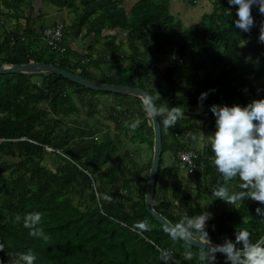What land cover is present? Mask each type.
<instances>
[{"label": "trees", "instance_id": "trees-1", "mask_svg": "<svg viewBox=\"0 0 264 264\" xmlns=\"http://www.w3.org/2000/svg\"><path fill=\"white\" fill-rule=\"evenodd\" d=\"M39 1L73 16L64 27V50L44 40V29L58 21L40 24L42 8L33 0H0V67L50 64L96 83L156 92L157 106L181 107L185 117L171 128L158 117L162 152L154 210L170 224L184 214L210 213L205 230L214 245L235 240L240 227L260 240L264 219L255 210L264 205L214 199L212 188L222 182L214 153L205 137L197 149L190 136L197 137L198 122L204 126L206 119L216 131L211 105L243 107L264 99L258 8H252L255 26L245 33L236 28L237 7L227 0H212L211 12L189 26L171 13V0H136L128 9L122 0ZM71 39H80L81 47ZM202 93L208 95L201 102ZM136 119L143 122L132 129ZM153 144L152 122L136 96L92 91L44 71L0 75V264L29 249L35 264H206L192 246L187 258L186 243L171 239L145 209ZM181 151L197 154L190 172L177 160ZM238 184L237 178L229 187L239 191ZM34 211L43 213L48 242L23 225ZM139 221L150 230L138 233ZM162 249L170 256L162 258ZM215 264H226V256L216 253Z\"/></svg>", "mask_w": 264, "mask_h": 264}, {"label": "clouds", "instance_id": "clouds-1", "mask_svg": "<svg viewBox=\"0 0 264 264\" xmlns=\"http://www.w3.org/2000/svg\"><path fill=\"white\" fill-rule=\"evenodd\" d=\"M227 2L230 6L237 7L238 19L235 26L245 33L250 32L255 26L253 6H256L259 13L264 16V0ZM259 41L264 43V21L260 23ZM207 95L208 93H202L199 100L202 102ZM156 100H160L156 92L155 95H143V108L153 120L159 117L166 129L175 126L178 120L185 117L181 107L169 108L166 103L157 106ZM210 111L215 117L216 131L208 136L200 132V136L206 138L214 153L213 165L222 177V182L218 180L212 188L213 198L232 206L246 200L264 205V99L253 100L243 107L213 104ZM142 122L141 119H136L130 127L135 129ZM237 178L240 190L233 191L229 185ZM104 199L110 201L111 197L105 196ZM255 211L258 217L264 219V208L258 207ZM42 218V212H29L23 217V225L29 230L30 236L48 242L51 238L41 226ZM210 219L212 216L206 211L192 217L184 214L176 223L166 226L164 231L173 240L185 241L188 246L185 255L189 259L193 255L190 251L192 245L190 242L199 241L202 242L200 245L208 246L207 250L202 247L199 253L200 261L206 264H215L216 253L226 256V264H264V240L254 241L251 232L240 227L235 232V240L226 237L222 244L213 245L205 230L206 222ZM16 220L19 222L21 217L17 216ZM134 229L142 234L150 230V225L147 221H139L134 225ZM4 247V243L0 242V252L4 251ZM160 251L162 258L170 256L167 250ZM9 257L8 264H35L37 259L31 249Z\"/></svg>", "mask_w": 264, "mask_h": 264}, {"label": "water", "instance_id": "water-1", "mask_svg": "<svg viewBox=\"0 0 264 264\" xmlns=\"http://www.w3.org/2000/svg\"><path fill=\"white\" fill-rule=\"evenodd\" d=\"M49 72L55 74L57 76L63 77L64 79L76 83L86 89L98 92H108L115 94H123V95H133L138 97L142 101L143 95L146 93L135 87L129 86H119V85H105L96 83L94 81L85 79L73 73H69L65 70L59 69L53 65L45 64V63H33V64H25V65H13V66H2L0 67V75L7 74H16V73H24V74H34L37 72ZM153 132H154V144H153V154H152V162L148 173V179L146 183L145 196H144V204L146 211L153 217V219L159 223L164 229L166 226L170 225V223L158 214L153 208V194L154 187L157 177V171L160 163V156L162 152V141H161V129L159 118L156 117L154 120L149 116ZM260 240H264V235ZM183 241V240H181ZM185 243V241H183ZM192 247L201 249L202 247L207 250V245H200L202 242L193 241L190 242ZM214 245V244H213ZM220 255H224L221 253H217ZM225 256V255H224Z\"/></svg>", "mask_w": 264, "mask_h": 264}, {"label": "rangeland", "instance_id": "rangeland-1", "mask_svg": "<svg viewBox=\"0 0 264 264\" xmlns=\"http://www.w3.org/2000/svg\"><path fill=\"white\" fill-rule=\"evenodd\" d=\"M34 1V4L36 5V8L37 9H40L42 8V11H41V15H42V19L39 21L40 24H44V25H47V24H50L52 21H58V24H62V25H67L69 26L70 23H71V19L73 18V16L69 15L70 14V11L68 9H64L61 14H57L55 12L54 9L52 8H49V7H46V6H42L39 4V1L38 0H33ZM123 1V6L128 9L130 8L135 2L136 0H122ZM193 1H195L193 3ZM191 2V4H190ZM170 10H171V13L173 15H175L177 18H179L182 23L185 25V26H189V25H193V24H197L199 23L200 21V18L203 14H207V13H210L211 10H212V0H171L170 1ZM20 25L23 27L24 25V20H20L19 21ZM82 41L81 40H78L75 42V44H73L74 46L76 45L77 48H80V43ZM161 59L158 58V61H157V66L158 67H163V61H160ZM102 104H105L104 101H101ZM104 111L103 114L104 116L107 115V113L105 112V109H103ZM98 118L104 122L105 124H110V122L106 119H103V115H99ZM205 124L204 126L201 125L200 122H198V135L196 137V147L197 149H201L202 146L204 145V137H201L200 136V132H202L205 136H208V135H211L214 133V131L212 130H209L208 129V124H209V120L206 119L205 121ZM192 136V138H194L193 135H190ZM127 144H129V142H127ZM137 148L138 149H143L144 148V145H137ZM165 161L167 162V155L165 157ZM181 175L182 176H185L186 177V172L185 171H182L181 172ZM191 186V185H189Z\"/></svg>", "mask_w": 264, "mask_h": 264}, {"label": "built area", "instance_id": "built-area-1", "mask_svg": "<svg viewBox=\"0 0 264 264\" xmlns=\"http://www.w3.org/2000/svg\"><path fill=\"white\" fill-rule=\"evenodd\" d=\"M43 38L54 50H64V26L62 24H56L44 29ZM50 151L51 149L46 148ZM197 159V154L194 151H181L177 155V160L183 170L192 171L195 167V160Z\"/></svg>", "mask_w": 264, "mask_h": 264}, {"label": "crops", "instance_id": "crops-1", "mask_svg": "<svg viewBox=\"0 0 264 264\" xmlns=\"http://www.w3.org/2000/svg\"><path fill=\"white\" fill-rule=\"evenodd\" d=\"M39 1V0H38ZM39 4H40V1H39ZM55 21V20H54ZM57 21V20H56ZM55 21V22H56ZM64 27H65V25H63ZM78 40H80V39H77L76 41H78ZM71 42H72V39L70 40ZM75 40H74V42H72V46L74 47V48H77V46L75 45H73V44H75V42H76Z\"/></svg>", "mask_w": 264, "mask_h": 264}]
</instances>
